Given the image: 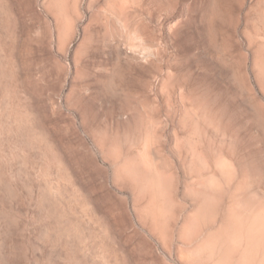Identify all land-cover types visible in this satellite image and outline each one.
Instances as JSON below:
<instances>
[{
	"label": "rangeland",
	"instance_id": "1",
	"mask_svg": "<svg viewBox=\"0 0 264 264\" xmlns=\"http://www.w3.org/2000/svg\"><path fill=\"white\" fill-rule=\"evenodd\" d=\"M0 264H264V0H0Z\"/></svg>",
	"mask_w": 264,
	"mask_h": 264
}]
</instances>
